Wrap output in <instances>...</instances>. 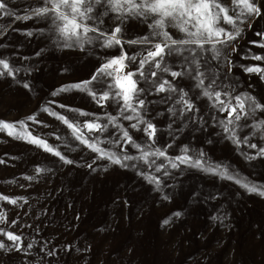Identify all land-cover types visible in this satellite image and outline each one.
<instances>
[{"label": "rangeland", "instance_id": "rangeland-1", "mask_svg": "<svg viewBox=\"0 0 264 264\" xmlns=\"http://www.w3.org/2000/svg\"><path fill=\"white\" fill-rule=\"evenodd\" d=\"M3 2L10 15L0 12V58L19 71L11 77L0 75V122L45 140L73 163L0 129V264H264V195L260 194L264 191V155L258 154L264 149V125L256 127L264 121V109L237 122V145L219 123L227 121V112L212 107V101L189 77L164 75L188 94L196 109L181 115L182 105L175 103L178 93L163 101L167 94H141L146 101L142 115L157 129L153 148L165 151L166 157H152L155 163L151 165L127 161L128 166L99 159L71 136L62 121L43 109L81 126L96 117L105 123L107 116H115L144 148L150 142L142 131L130 127L134 121L121 117L115 101L101 106L75 89L53 95L61 87L90 80L102 63L121 55V48L106 49L95 42L83 49L64 47L48 18H15L31 15L42 0ZM215 2L236 21L235 26L219 24L233 39L217 44L215 59L209 48L201 71L212 70L218 85L215 91L222 93L225 102L231 99L235 104V96L248 95L264 106V71L244 70H264V0H249L259 14L247 13L239 0ZM94 11L105 33L117 25L116 14L103 15L105 7L97 6ZM149 22L136 17L124 21L120 35L124 52L143 51L144 45L129 41L149 35ZM167 30L174 39L183 38L175 28ZM126 63L125 72L137 67ZM167 63L171 70L184 67L179 57H169ZM139 86L147 87L143 81ZM91 87L97 94L103 91L96 82ZM173 107L175 114L168 111ZM73 109L91 115L80 116ZM33 115L36 121H28ZM20 121L25 122L24 128ZM83 131L90 140L98 136L103 141L100 147L117 156L140 155L130 145L111 143L121 134L112 127L104 133ZM185 146L187 154L202 160L204 167L218 165L259 191L249 192L235 180L203 168L186 164L171 168L169 161L184 155ZM160 164L165 168L157 173ZM145 174L159 176V186ZM8 233L21 240H8ZM16 244L21 250L17 251ZM28 244L32 247L27 248Z\"/></svg>", "mask_w": 264, "mask_h": 264}, {"label": "snow or ice", "instance_id": "snow-or-ice-1", "mask_svg": "<svg viewBox=\"0 0 264 264\" xmlns=\"http://www.w3.org/2000/svg\"><path fill=\"white\" fill-rule=\"evenodd\" d=\"M233 2L235 3L236 0H233ZM239 2L243 4L247 13L259 14V9L250 3L249 0H239ZM97 6L105 7L103 15H108L109 12L116 14L115 18L118 23L108 33H105L99 27L103 21L99 19V15L94 11ZM6 8L7 5L3 0H0V12L10 15V13L5 11ZM33 17L48 18L54 26L58 42H61L64 47L71 48L76 46L83 49L85 45H91L95 42L106 49L121 48V55L102 63L90 80L61 87L53 95L58 92H67L69 89H75L87 93L92 100L101 106H103L104 102L115 101L121 117L130 122L134 121L130 124V127L137 131H142L150 142L144 148L133 140L127 128L117 123L115 116H107L105 123H100V118L96 117L81 126L80 123L70 122L65 116L59 115L49 108L43 109L49 115L62 121L67 126V129L70 130L71 136L79 144L98 154L99 159H107L113 164L128 166L125 163L127 161L140 160L145 164L151 165L155 163V160L151 159L152 157H166L165 151L153 148L157 129L153 123L145 120L142 115L146 101L140 98L141 94H167L162 98L163 101L172 99V94L178 93V99L175 103L182 105L180 109L181 115L185 112H193L196 109L191 100L187 98L188 94L183 89H178L174 86L172 80L163 78L164 75H168L173 79L189 77L194 81V86L201 90V94L212 101V107L218 108L221 112H227V121H220L219 123L223 131L228 134V138L237 145L240 144V139L236 134L237 122L246 120L248 116L259 109H264V106L256 102L255 97L248 95L235 96V104L232 103L231 99L225 102V100L221 99L222 93L215 91V87H218V85L212 70L201 71V61L204 60V53L209 51L210 48L214 53L213 59H215L219 56L217 44H224L233 39L232 35L230 33L226 34L224 28L220 27L219 24L221 22L233 26L236 24L232 16L228 15L227 10L221 8L215 0H42V6L31 9V15L16 16L15 18L17 20H29ZM131 17L150 21L147 24L150 33L141 39L129 41L133 45L145 46L141 53L129 55L123 51V41L120 35L123 31L122 25L124 21ZM0 28H3V25H0ZM169 28H175L177 32L183 34V38L174 39L167 30ZM27 35L31 36L32 33L28 32ZM222 36H224V39H221ZM169 57H179L183 61L184 67L181 70H171L167 63V58ZM255 58L257 60L261 59L260 56ZM126 61L137 64L136 69L125 72ZM204 63L207 64V61L204 60ZM244 70L248 73L264 71L259 67H247ZM15 71L19 70L16 69ZM15 71L8 61L0 58V75L6 74L11 77L15 75ZM206 79L209 80L207 85L205 83ZM140 81H143L147 87H140ZM93 82L99 84L103 91L97 94L91 87ZM24 87L27 88L28 85L25 84ZM223 95L229 96L230 94L224 92ZM60 107L63 108L65 106L60 105ZM72 111L78 112L80 116L91 115L82 110L73 109ZM168 111L173 114L176 112L174 107L169 108ZM27 119L28 121H36L34 115L29 116ZM19 124L21 128H24V121H20ZM261 125H264V121L257 123L256 127L260 128ZM109 127L121 133L114 141H110L111 143L130 145L138 149L140 155L117 156L115 152L100 147L103 141L98 136L90 140L83 131V129H87L89 133H104ZM0 129L8 130L9 136L22 139L30 144L39 146L48 153H53L65 163H73V161L65 159L60 151L55 150L45 140L33 136L30 132L17 131L14 124L0 122ZM249 146L252 148L256 147L255 144ZM182 151L185 153L184 155L177 156L175 161H169L171 168L175 169L181 164L203 168L204 171L218 174L222 178L235 180L236 183L241 184L249 192L259 191L255 185L250 186L248 183L242 182L218 165L204 167L202 160H194L192 156L187 154L188 148L186 146ZM258 154L264 155V149H261ZM164 168L165 166L160 164L156 167V172L159 173ZM37 171L41 170L37 169ZM167 174L165 170L164 175ZM145 178L157 186L160 184L159 176L145 174ZM260 194L264 195V191H261ZM12 203L15 204L16 201L13 200ZM7 238L13 242L21 240L19 236L12 233H8ZM2 247L3 245L0 244V248ZM31 247V244L27 245V248ZM16 249L17 251L21 250V245L16 244Z\"/></svg>", "mask_w": 264, "mask_h": 264}]
</instances>
